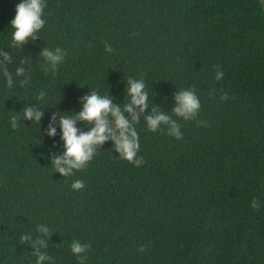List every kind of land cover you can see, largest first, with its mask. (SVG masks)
<instances>
[{
  "label": "trees",
  "instance_id": "1",
  "mask_svg": "<svg viewBox=\"0 0 264 264\" xmlns=\"http://www.w3.org/2000/svg\"><path fill=\"white\" fill-rule=\"evenodd\" d=\"M20 2L0 0V53L11 56L0 65L13 78L9 88L0 71V264H36L37 248L51 257L41 264H264V0H45L37 38L12 47ZM57 47L65 59L53 70L41 53ZM130 77L149 97L135 125L144 163L121 159L109 139L87 168L55 171L65 149L58 124L47 134L53 113L78 114L92 91L123 109ZM181 90L195 91L203 123L175 117ZM26 107L43 113L39 124ZM153 108L177 120L182 140L147 129ZM74 240L90 245L83 259Z\"/></svg>",
  "mask_w": 264,
  "mask_h": 264
},
{
  "label": "clouds",
  "instance_id": "2",
  "mask_svg": "<svg viewBox=\"0 0 264 264\" xmlns=\"http://www.w3.org/2000/svg\"><path fill=\"white\" fill-rule=\"evenodd\" d=\"M46 7L45 0H21L16 6V15L11 20L10 24L15 29L12 34V47L22 45L28 38L35 40L37 33L44 27L45 20L44 9ZM105 51L111 53L113 48L110 44H105ZM4 60L11 63V56L8 53H0ZM41 55L55 70L56 66L65 59V53L60 47L55 49V52L45 48ZM0 71L4 73L7 81V87L13 86L12 75L9 74L7 68L0 65ZM23 68H16V75L24 73ZM224 72L219 70L215 79L222 80ZM23 83H27L24 81ZM127 95L130 100L124 104L123 109L120 105H114L112 100L106 95L102 96L96 91H92L90 95L82 97L83 108L76 115L59 116L53 113L49 123L47 134L50 137L56 136V124L61 128V139L64 142V152L60 156L52 157V166L55 171H58L64 177H69L75 174L76 171L87 168L89 162L96 154L99 148L106 140L111 139L114 150L119 154L121 159L133 164L136 167L144 163L143 157L138 156L140 149L139 135L135 129V125L139 123V118L145 109L148 107V92L145 91V82L143 79L129 78L127 81ZM44 92L39 93L38 98H43ZM228 94L222 93L221 101L227 100ZM176 106L172 109L175 117H179L184 121L196 120L198 124L203 123L197 120L201 108V102L193 90H181L175 96ZM139 109V111H137ZM154 115L144 117L147 129L153 133L158 130L163 132L162 125L167 126V135L174 137L177 140L183 139L181 126L172 116L162 111H157L153 108ZM125 113L131 115V120L127 118ZM43 113L38 108L26 107L23 111V118L26 120H34L40 123ZM85 122L87 125H94L87 130H81L77 127V121ZM19 118L11 117V127L13 129L19 127ZM85 187L82 180H75L71 184L74 191H81ZM260 204L257 199H253L251 208L258 210ZM48 234V230L43 226L39 229ZM21 242H28L29 237L20 238ZM36 243L46 246L44 240H38ZM35 247V244L33 245ZM90 245L81 244L74 240L71 244V252L80 259H83L82 253H86ZM145 245H140L138 250L144 252ZM37 257L36 264H41L44 259H51L45 256L37 248L33 253Z\"/></svg>",
  "mask_w": 264,
  "mask_h": 264
}]
</instances>
